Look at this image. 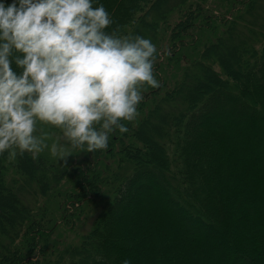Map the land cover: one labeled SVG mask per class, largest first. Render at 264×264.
I'll use <instances>...</instances> for the list:
<instances>
[{
  "label": "trees",
  "instance_id": "16d2710c",
  "mask_svg": "<svg viewBox=\"0 0 264 264\" xmlns=\"http://www.w3.org/2000/svg\"><path fill=\"white\" fill-rule=\"evenodd\" d=\"M99 4L114 21L106 31L118 29L121 35L137 22L146 25L150 5L152 10L183 5L182 0H93V7ZM194 5L173 25L172 42L183 46L208 26L216 42L202 54L220 48L222 74L210 70L206 78L193 80L188 69L181 83L167 91V98H176L182 107L166 112L160 126L149 124L162 155L140 140L148 135L143 125L132 128V122H125L132 133L117 130L108 149L97 150L111 157L117 147V166H98L95 159L87 166L90 173H77L81 187L67 192L70 203L81 211L85 205L102 207L81 243L63 250L57 261L45 257L53 246L51 227L26 199L36 198V189L47 195L63 179L60 173H70L58 168L50 184V165L39 173L41 156L25 153L10 160L7 152L0 155V264H264V125L259 124L264 123V38L259 47L251 44L235 35L234 20L226 24L224 13ZM247 24L241 36L253 32V23ZM244 42L231 75L220 52ZM150 89L145 86L144 97ZM144 107L143 100L137 110ZM34 180L40 189L30 183ZM38 251L45 258L35 259Z\"/></svg>",
  "mask_w": 264,
  "mask_h": 264
},
{
  "label": "clouds",
  "instance_id": "9594fccd",
  "mask_svg": "<svg viewBox=\"0 0 264 264\" xmlns=\"http://www.w3.org/2000/svg\"><path fill=\"white\" fill-rule=\"evenodd\" d=\"M113 22L93 0L0 2V155L36 159L49 149L67 165L129 131L145 86H161L159 52L142 36L106 31ZM38 122L62 130L70 147L49 148L48 136L36 135Z\"/></svg>",
  "mask_w": 264,
  "mask_h": 264
},
{
  "label": "rangeland",
  "instance_id": "374dc122",
  "mask_svg": "<svg viewBox=\"0 0 264 264\" xmlns=\"http://www.w3.org/2000/svg\"><path fill=\"white\" fill-rule=\"evenodd\" d=\"M161 2L159 3L161 4ZM182 3L183 5L180 7H178L179 4L177 3V6L174 4V6L169 9L164 8L162 10L160 6L157 10H152V5L148 6L146 10L150 9L152 12L148 15L146 25L143 26L140 25V22H137L133 28L131 27L132 29H129L127 34L133 36L139 35L151 40V42L156 45L159 52V56L154 65V75L160 81L161 86L155 89L151 88L148 91L149 95L143 99L145 107L142 108V112L138 111V121L132 122V128L134 129L139 125L141 128L143 125V134L148 136H144L140 140H143L145 145L152 146V153L155 154L156 152L158 155H162V153L158 151V146L153 139V128L149 124L160 126L161 123L159 119L164 117L166 112L170 114L175 113V111H179L182 107L181 103L176 101V98H167V91L169 93V90L172 89L173 86L177 83H181L185 71L188 69L193 73L191 76L193 80H195V78L198 80H200V78L203 79L202 74H204L203 76L206 78L210 70H215L220 73V75L223 72L218 63L219 60L221 62L218 54L220 48H214L209 54H202L207 46L216 42V38L212 37L211 32L208 31V26L204 28L206 29L205 31L200 32V30H198L194 32L192 36L187 37L185 39L187 40L185 45L182 46L180 42L176 43V45L173 44V25L183 15V12L186 9L195 10L196 5L194 4L199 3L203 7L208 8L209 11L214 10L216 12L224 13V21L226 24L234 20V30L237 33H235L237 37L240 36L241 38H244L245 41H249L251 44H256L258 47L264 38V22H262L264 19V0H182ZM223 3H228L226 9L222 8ZM217 8H222V10L218 11ZM144 14L145 11L141 13V16H144ZM219 16L222 17V15ZM247 23H253L249 26L253 32L247 31L241 36V31L245 30L249 25ZM224 25L225 24H223V26ZM235 41L234 45H236ZM246 44L248 43L244 42L241 45L235 46L234 49L223 46V51L220 52L224 67L227 72L231 73V75H234V63H232V61L236 57V52L238 53V51ZM171 57L175 58V60H172ZM193 76H195V78ZM156 106L158 108H156L151 115V110ZM150 115V120H147V122L142 121L144 117H150ZM259 124L262 126L264 125L262 122ZM131 131L132 130L129 129L128 132L132 133ZM36 135H47L49 148L52 143L70 147L63 137L62 130L53 126L43 125L38 122ZM141 145L143 146V143H141ZM117 149V147H114L115 154L111 157L107 156L106 151H100L99 155H97V151L92 153L77 152L75 156L68 159L67 165L63 164L59 159L52 157L49 149H45V151L38 155L42 158L41 161H38L41 169L39 173L42 172L43 165H50L47 172V180L50 184L54 183L56 179L55 173H58V168L70 173L68 176H63V174L60 173L59 175L62 176L63 179L59 182L57 187L51 188L47 191V195L42 194V192L36 189L34 192L36 198H33L32 196L26 199V201L30 202L33 206H38L36 208L37 215L42 217L51 227L50 230L52 231V234L50 236V243L53 244V246L49 248V254L47 256L45 255L47 260L50 259L51 262L55 260L57 261L63 250L77 246L81 243L84 236H86L92 229L97 220V213L102 205L98 206L99 208L94 204H91L90 206L85 205L83 211L78 210L76 209V206L70 203L72 202L69 201L71 197L67 192L74 190L75 185L77 189L81 187V178L78 181L77 173H90L91 168H87V166L90 165L92 161L95 163V159H98V166L104 164V166H112L113 168H116L119 157V155L116 154ZM103 172H106V170H103ZM10 175L13 176V171H10ZM34 182L36 181H30L33 186L35 185L36 188H39L38 184ZM45 203L47 206H45ZM77 204L75 203V205ZM39 206L42 208L41 210ZM66 207H68L69 210ZM65 215L67 218L64 217ZM114 223L115 221L111 223L112 226ZM225 234H227V237H230L228 232ZM38 257H41L42 259L45 258L40 251L37 252L35 259ZM231 260L237 261V257L231 258Z\"/></svg>",
  "mask_w": 264,
  "mask_h": 264
}]
</instances>
